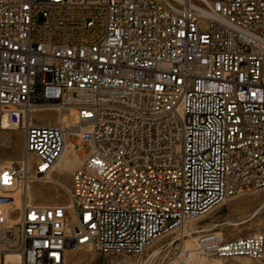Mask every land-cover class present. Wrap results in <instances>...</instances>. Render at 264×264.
<instances>
[{
	"label": "built area",
	"instance_id": "1",
	"mask_svg": "<svg viewBox=\"0 0 264 264\" xmlns=\"http://www.w3.org/2000/svg\"><path fill=\"white\" fill-rule=\"evenodd\" d=\"M43 109L80 123H34ZM14 126L24 156L0 167V264L141 255L264 188V0H0V127ZM69 149L70 204L36 202ZM183 234L162 264H264V231L203 230L194 248Z\"/></svg>",
	"mask_w": 264,
	"mask_h": 264
},
{
	"label": "rangeland",
	"instance_id": "2",
	"mask_svg": "<svg viewBox=\"0 0 264 264\" xmlns=\"http://www.w3.org/2000/svg\"><path fill=\"white\" fill-rule=\"evenodd\" d=\"M31 118L36 124H48V120H57L59 116L54 110L43 109L34 111ZM60 122L64 127L80 123L78 109L63 113ZM23 156L24 131L20 128L2 129L0 127V167L12 161L21 160ZM74 169L73 167L61 171L55 168L52 176L56 180L55 182H38L32 186L33 199L45 204H70V195L66 188L70 187ZM213 224L217 225L211 230L223 238L264 231V188L228 197L209 213L192 219L186 229L165 235L149 245L141 255L105 254L99 251L80 249L70 252L66 264H162L174 250L180 240L179 237L184 235L185 230L188 232L184 239L190 241L193 240V237L196 239L201 231L208 230ZM191 244L196 243L192 241ZM247 262L256 264L253 260L245 257L226 259L222 261V264H247Z\"/></svg>",
	"mask_w": 264,
	"mask_h": 264
},
{
	"label": "bare ground",
	"instance_id": "3",
	"mask_svg": "<svg viewBox=\"0 0 264 264\" xmlns=\"http://www.w3.org/2000/svg\"><path fill=\"white\" fill-rule=\"evenodd\" d=\"M19 128L18 126H14L12 129H17ZM81 163V158L79 156L76 155V153L73 150H67L66 153L64 154V156L57 162L55 168L61 170V171H65V170H69L71 168H75L76 166H78ZM50 181L55 182L56 180L54 178H50ZM68 190V187L66 188ZM31 194H32V188H31ZM190 223V222H189ZM188 224V223H187ZM187 224L185 225L184 229H186ZM217 224H213L212 226H210L208 228V230L213 229ZM188 229V228H187ZM185 233H187L188 231H184ZM192 238V237H191ZM193 240L187 241V246L194 248V244L192 245L191 242L192 241H196V239L193 237ZM9 259L15 260L18 259L17 255H9L8 256ZM242 258V257H239ZM249 262H247L248 264Z\"/></svg>",
	"mask_w": 264,
	"mask_h": 264
},
{
	"label": "crops",
	"instance_id": "4",
	"mask_svg": "<svg viewBox=\"0 0 264 264\" xmlns=\"http://www.w3.org/2000/svg\"><path fill=\"white\" fill-rule=\"evenodd\" d=\"M58 119H60V117ZM58 119L57 120L56 119L48 120L47 123L48 124H50V123H56L58 121Z\"/></svg>",
	"mask_w": 264,
	"mask_h": 264
}]
</instances>
